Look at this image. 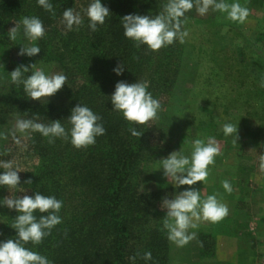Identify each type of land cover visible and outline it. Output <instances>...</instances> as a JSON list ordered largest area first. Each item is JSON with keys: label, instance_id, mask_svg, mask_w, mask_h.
<instances>
[{"label": "trees", "instance_id": "obj_1", "mask_svg": "<svg viewBox=\"0 0 264 264\" xmlns=\"http://www.w3.org/2000/svg\"><path fill=\"white\" fill-rule=\"evenodd\" d=\"M50 2L56 13L54 17L38 6L37 0H0V52L6 49L8 82L0 117L9 113L26 119L38 117L45 124L59 120L69 128L66 120L80 103L101 117L99 123L106 131L96 138L93 146L84 149H76L59 138L49 144L47 138L31 132L27 145L37 162L23 175L22 188L29 196L39 192L61 200L58 214L62 223L41 244L26 247L47 257L51 264H168L167 233L162 230L160 220L166 213L159 209L152 211L157 218L156 227L147 220L148 207L156 208L161 202L160 194L140 193L135 186L140 172L137 166L151 157V153L142 154L150 141V132L145 125L126 122L113 110L110 101L115 85L121 81L129 84L147 81L150 93L165 92L175 82L179 68L177 41L155 52L144 46L136 48L123 35L121 24L126 15L158 14L165 0H101L109 9V17L95 32L89 29L86 17L78 30L74 27L63 32L67 29L61 23L65 9L80 11L83 17V9L91 0H85L80 8L77 0ZM25 16L38 17L45 29L43 38L34 42L41 51L32 57L19 55L23 44L8 38L11 26ZM37 60L56 64L67 76L61 88L66 99L61 109L51 102L31 104L23 85L17 86L10 80L9 74L18 66H29ZM120 64L124 69L117 75L113 69ZM260 66H263L259 68L260 78H264V63ZM129 128H136L142 135L133 137ZM5 150L0 145V152L6 153ZM6 158L0 156L5 161ZM28 179L32 180L31 185H25ZM6 190L7 187L0 186V198ZM17 214L15 210L4 209L0 243L16 239L17 233L11 225ZM34 215L39 218L42 214ZM137 252L141 256L151 252L152 259L144 261L137 257L131 261L129 258Z\"/></svg>", "mask_w": 264, "mask_h": 264}, {"label": "rangeland", "instance_id": "obj_2", "mask_svg": "<svg viewBox=\"0 0 264 264\" xmlns=\"http://www.w3.org/2000/svg\"><path fill=\"white\" fill-rule=\"evenodd\" d=\"M84 1L77 0L78 8ZM238 2L250 12L243 24L231 22L226 14L211 10L205 16H200L195 9L187 13L188 23L184 28L188 36L183 43L177 40L175 44L178 49L175 60L179 63L175 82L165 92L151 91L161 109L158 118L145 125L150 141L142 154L151 153V157L137 166L140 172L135 186L140 193H159L161 202L156 208L148 207L147 220L156 227L157 218L152 211L162 210L165 197L170 199L188 187L177 188L164 177L160 160L179 150L190 155L194 139L206 140L210 136L216 139L222 154L209 166L207 181L192 187L200 191L202 198L218 193V199L229 208L224 220L200 222L197 229H190L197 232V240L186 246L177 247L168 240V264H264V247L260 246L264 228L258 226L259 216H263L259 203L264 201V173L259 170L258 161V155L264 150V87H261L264 78H260L259 69L264 63V3L262 0ZM17 39L23 46L30 43L22 25ZM6 57L5 49L0 52V107L8 83ZM34 64L43 68L46 75L61 73L56 64L42 60ZM28 99L31 104L51 102L57 109L66 100L62 89L40 101ZM18 117L22 118L10 113L0 117V132L11 130ZM225 123L237 124L236 144L234 134L224 135ZM30 134L17 133L19 143L11 136L0 140V145L6 148V161L12 160L21 171L18 188H22L23 175L37 162L28 149ZM225 179L231 183L230 194L221 185ZM12 194L21 197L26 191L16 190ZM9 195L7 189L0 200ZM5 208L0 206V222Z\"/></svg>", "mask_w": 264, "mask_h": 264}, {"label": "clouds", "instance_id": "obj_3", "mask_svg": "<svg viewBox=\"0 0 264 264\" xmlns=\"http://www.w3.org/2000/svg\"><path fill=\"white\" fill-rule=\"evenodd\" d=\"M38 6L49 12L53 17L55 10L50 0H37ZM195 11L200 16H205L211 10L226 14V19L234 23L243 24L250 15L249 9L237 2L228 3L226 0H165L161 10L154 16L150 15H126L121 24L123 35L131 40L136 48L141 46L155 52L163 47L172 45L179 40L183 43L188 36L184 26L188 23L186 13ZM84 17L88 20L91 31H97L98 25H103L109 17V9L101 4V0H91L89 5L83 9V17L72 8H67L62 13L61 23L66 29H79L84 23ZM23 26L24 36L30 42L28 46L20 47L19 55L32 57L41 50L34 44L43 38L45 29L43 22L38 17H23L18 24L10 28L8 38L15 41L18 37L20 26ZM138 59V57H134ZM37 64L29 66L20 65L13 70L10 80L13 84L23 85V91L28 98L40 101L57 93L66 84L67 76L62 73L46 75L43 68ZM122 65H118L113 71L120 75L123 71ZM31 72L25 77V74ZM147 81L136 83L118 82L115 91L110 97L113 110L122 115L130 125L143 126L158 118L161 109L159 100L154 99L147 90ZM264 87V81L261 82ZM101 117L95 114L89 107L77 104L66 120L70 125L66 128L59 120L47 124L39 122V118H17L11 130L0 132V140H8L12 137L17 143V133H39L48 139L49 144H54L56 139L70 142L76 149H84L93 146L96 138L105 134V128L99 123ZM133 137L139 138L142 132L136 128H129ZM225 136L234 134L233 143L238 139L237 124L225 123L222 126ZM220 148L214 137L205 139L197 138L192 141L190 155H184L181 150L172 152L167 158L160 160L163 175L175 186H188L187 190L175 194L172 198L165 197L161 203V209L166 210L162 220V230L167 233V239L177 247H184L193 240H197V232L189 231L197 229L200 222L218 223L229 215L227 204L218 199V193L201 197L200 191L194 185L198 182H206L209 176V166L215 163V157L221 155ZM6 153L0 152V156ZM259 170L264 173V150L258 155ZM0 186L7 187L10 195L0 200V206L15 210L18 214L13 219L11 228L16 233V239H8L0 243V264H51L47 257L38 252L30 250L26 245L37 246L43 239L51 234L52 229L62 223L59 212L62 201L54 196H45L39 192L34 195H23L17 197L13 191L25 192L18 188L20 184L19 171L12 160L0 159ZM25 185H31L32 180L24 181ZM226 193L233 191L230 181H221ZM41 213L37 218L34 213ZM137 257L144 261L152 259L151 252H139L130 257L135 261Z\"/></svg>", "mask_w": 264, "mask_h": 264}, {"label": "crops", "instance_id": "obj_4", "mask_svg": "<svg viewBox=\"0 0 264 264\" xmlns=\"http://www.w3.org/2000/svg\"><path fill=\"white\" fill-rule=\"evenodd\" d=\"M259 204H260L259 205V211H261L262 212L261 214H263V216H264V201H261ZM263 216L262 215L259 216V220H258L259 225L258 226H260V228H264V217ZM260 246H261V248L264 247V241L260 242Z\"/></svg>", "mask_w": 264, "mask_h": 264}]
</instances>
